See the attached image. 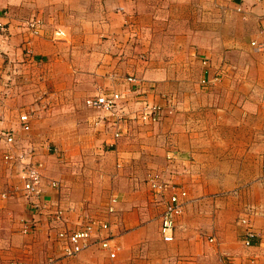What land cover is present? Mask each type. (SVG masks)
Returning a JSON list of instances; mask_svg holds the SVG:
<instances>
[{
    "label": "crops",
    "instance_id": "obj_1",
    "mask_svg": "<svg viewBox=\"0 0 264 264\" xmlns=\"http://www.w3.org/2000/svg\"><path fill=\"white\" fill-rule=\"evenodd\" d=\"M0 24L1 65L17 73L0 78V130L14 133L15 154L31 152L25 160L43 164L40 193L30 203L20 165L3 158L0 178L9 188L0 196L16 197L23 220L17 244L24 252L12 260L264 264V95L243 88L264 90V0H0ZM27 67L36 74L30 94ZM206 67L213 83L200 92ZM110 90L124 95L116 114L86 104ZM170 94L177 112L160 127H145L149 138L136 136L135 120L117 119L145 103L165 113L161 97ZM23 113L28 130L20 128ZM240 114L242 127H222V139L215 124ZM157 134L161 140L153 141ZM0 148L3 157L9 147L0 141ZM149 170L172 180L169 192L186 191L171 241L159 230L167 193L149 187ZM55 203L64 210L58 229L107 222L96 238L108 237L115 256L96 243L64 256L49 223ZM245 216L253 231L248 246L239 223ZM24 247L44 253L33 258Z\"/></svg>",
    "mask_w": 264,
    "mask_h": 264
},
{
    "label": "built area",
    "instance_id": "obj_2",
    "mask_svg": "<svg viewBox=\"0 0 264 264\" xmlns=\"http://www.w3.org/2000/svg\"><path fill=\"white\" fill-rule=\"evenodd\" d=\"M30 27L33 28V32L36 33V22L31 21L28 23ZM2 26L0 24V30ZM254 44V42H253ZM263 46V45H261ZM124 79L129 83H136L137 78L134 76H125ZM205 78L202 79V82H205ZM122 93L117 90H110L109 92L104 91L101 94H97L87 98L86 103L92 107H100L107 111H110L113 114L117 113L118 101L122 98ZM160 106L146 103L142 105L140 110L137 112H130L129 115L118 116V121H127L128 118L131 120L137 119L143 123H153L159 118ZM123 114V113H122ZM20 128L23 130H28L29 119L27 114L23 113L19 116ZM120 132L115 131L114 136H119ZM0 141L9 149L4 151L3 158L10 163H18L20 165V171L18 172L24 195L28 197L30 203H35L34 197L40 193V183L43 179L42 176V162H32L26 161L25 158L31 156V152H18L14 153L18 148L17 139L14 136L12 130L1 129L0 130ZM262 173L264 174V164H262ZM149 187L155 193H167L166 200L164 203V208L160 215V235L164 241H171L174 237V225L175 218L182 211L183 197H186L185 190H179L175 192L171 191L173 184L169 180L162 178V174L159 172H153L148 174L146 180ZM48 184L53 188H58L60 186L59 181L49 180ZM165 193V194H166ZM112 201H115V197L111 198ZM33 206H36L34 204ZM56 209L52 211L49 215L51 217L50 227L55 229V238L61 242V251L64 256H72L80 252L82 249L86 248L92 243H96L100 248L107 250L111 257L115 256V247L112 246L108 237L106 238H96V233L99 230L108 229L107 222L95 220H86L79 224L76 229L73 230H63L58 229L61 227L63 212L64 210L54 204ZM108 211H113V207L109 206ZM239 223L245 226L243 243L244 245H250V238L253 236V231L250 228L249 220L245 217L239 218ZM8 264H34L30 261H19V260H10ZM49 264V263H44ZM224 264H232L227 262Z\"/></svg>",
    "mask_w": 264,
    "mask_h": 264
},
{
    "label": "rangeland",
    "instance_id": "obj_3",
    "mask_svg": "<svg viewBox=\"0 0 264 264\" xmlns=\"http://www.w3.org/2000/svg\"><path fill=\"white\" fill-rule=\"evenodd\" d=\"M2 31H3V28L0 30V34L2 33ZM2 55H3V52L0 53V61L3 60ZM7 61L8 60L6 59L5 62H7ZM204 64H206V63H204ZM26 69H27V71H26L25 78H24L26 80L25 81V86L27 88L26 91L29 90V92H27V93L30 94V92L34 91V78L36 77V74H34L35 70H32V68H28L27 67ZM208 69L209 68H207V67L205 69L203 68L202 72H201L202 76H201V78L198 79V83H199L198 89H199L200 92H208V87L207 86L209 84L213 83L211 81L208 84V78H209L208 77ZM14 71H15L14 68L5 69V67H3L1 65V62H0V78H1V76H2V74L4 72H6L7 75H9L12 72V74L16 76L17 73L14 72ZM218 77L219 76L217 74L216 78H218ZM203 78H205V80H206L205 82H202ZM15 86L16 85H14L13 88ZM240 87L241 86L239 85L238 88H240ZM260 87H261V85H258V84L246 85V86L243 85V88H245L246 91L250 90L251 93H255V94H259L260 93L259 95H264V94H262V93H264V90L259 89ZM130 91H133V89H131ZM191 91L193 92V90H191ZM238 91H241V90L238 89ZM120 93H122V92H120ZM122 96H124V95L122 94ZM88 97H91V96H88ZM31 98H32V96H31ZM161 99L163 101H165V103H166L165 107L167 108V110L164 113V107L161 106L160 112H159V118L155 122H153V123H143V122H140L137 119H134L135 123L133 122L134 123L133 124V128H139V127L142 128V130L139 128L136 131V133L138 132V134L136 136L139 139H144L145 137L149 138L150 135L148 136L146 134V131L149 130L148 127H151V128L152 127L155 128L156 126L160 127L161 124L164 122L163 117L165 115H167V114L173 115V114H175L177 112V109H176L177 107L176 106L179 105V101L177 100L176 96H174L173 94H170L169 96H162ZM256 99H258V97ZM141 106L133 108V112H137L138 110H140ZM262 115L264 116V113ZM263 116H262V119H264ZM196 117H197V115H196ZM200 118H201V116H198L199 120H200ZM243 118H244V120L246 119L245 117H242V114L238 115V117H233V122L232 123L228 122L229 124H233V125H229V124L222 123V122L215 124L216 127H219L218 135H221L222 139L225 138V135L227 133H226L225 129H221L222 127H225V126H235V127L241 128L242 127V122L243 123L245 122L243 120ZM206 120L208 121L209 119L207 118ZM261 122H262V120H261ZM175 124H177V123H175ZM198 124H199V122H198ZM145 127H147V130H145ZM246 127H247V125H246ZM249 127L257 128V127H254V125H249ZM155 130H157V129H155ZM234 134L240 136L241 135V131H234ZM159 136H160V134H157L156 138L152 139V140L153 141L161 140V138ZM0 150H1V148H0ZM1 151H0V173L3 170V164L5 163L3 161V157H2ZM148 172H149V174L153 173L151 170L147 171V173ZM156 172H158V171H156ZM261 172H262V164H261ZM147 173H146V176H147ZM160 173H162V172L160 171ZM164 179L167 180L166 178H164ZM169 181H170L171 184L174 185L172 180H169ZM8 188H9V183H7L6 181L3 182L1 180V178H0V194H1V192L7 191ZM5 196H0V264H7L8 261H10L12 259H17L16 256H18L20 254H23V252H24V250L22 251V249H21L22 248L21 247L22 245H20L21 241L17 239L18 233L24 234L22 232L23 220L20 218V213H21L20 212V205L18 204V202L16 200V197H13L10 200L9 199L10 195L6 196V197ZM31 225H33V224H31ZM24 229H25V233H27L28 231L26 230V227ZM30 232L32 233L33 231L31 230ZM19 241H20V244H17V243H19ZM24 248L26 250L25 254H29L33 258H34V255H36V253H38V254L44 253L43 250L38 249V248H35V249L34 248L28 249L27 247H24Z\"/></svg>",
    "mask_w": 264,
    "mask_h": 264
}]
</instances>
